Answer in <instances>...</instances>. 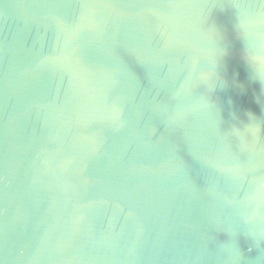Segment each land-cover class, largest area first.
Segmentation results:
<instances>
[{
    "label": "water",
    "instance_id": "obj_1",
    "mask_svg": "<svg viewBox=\"0 0 264 264\" xmlns=\"http://www.w3.org/2000/svg\"><path fill=\"white\" fill-rule=\"evenodd\" d=\"M0 264H264V3L0 0Z\"/></svg>",
    "mask_w": 264,
    "mask_h": 264
},
{
    "label": "snow or ice",
    "instance_id": "obj_2",
    "mask_svg": "<svg viewBox=\"0 0 264 264\" xmlns=\"http://www.w3.org/2000/svg\"><path fill=\"white\" fill-rule=\"evenodd\" d=\"M262 3H264V0H261Z\"/></svg>",
    "mask_w": 264,
    "mask_h": 264
}]
</instances>
